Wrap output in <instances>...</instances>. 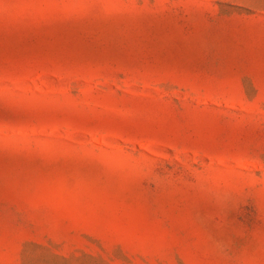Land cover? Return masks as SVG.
I'll list each match as a JSON object with an SVG mask.
<instances>
[{"label": "rangeland", "instance_id": "374dc122", "mask_svg": "<svg viewBox=\"0 0 264 264\" xmlns=\"http://www.w3.org/2000/svg\"><path fill=\"white\" fill-rule=\"evenodd\" d=\"M0 264H264V0H0Z\"/></svg>", "mask_w": 264, "mask_h": 264}]
</instances>
